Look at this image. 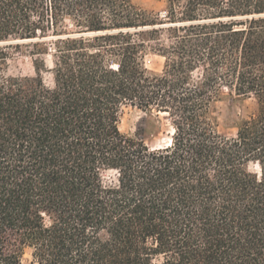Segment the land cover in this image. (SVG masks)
<instances>
[{"label": "trees", "instance_id": "obj_1", "mask_svg": "<svg viewBox=\"0 0 264 264\" xmlns=\"http://www.w3.org/2000/svg\"><path fill=\"white\" fill-rule=\"evenodd\" d=\"M166 3L0 0V264H264V0ZM223 88L257 104L232 137ZM126 107L170 144L123 134Z\"/></svg>", "mask_w": 264, "mask_h": 264}, {"label": "rangeland", "instance_id": "obj_2", "mask_svg": "<svg viewBox=\"0 0 264 264\" xmlns=\"http://www.w3.org/2000/svg\"><path fill=\"white\" fill-rule=\"evenodd\" d=\"M132 3L144 10L162 13L167 6L166 0H132ZM26 43L10 50L8 59V74L33 75L31 59L26 54ZM14 46V44H13ZM144 65L149 74H160L163 69L164 59L150 50L144 58ZM46 82L50 81L44 75ZM257 109L253 97L237 96L223 88L218 99L212 104V115L215 118L217 131L225 136L235 135L238 125L249 119ZM120 131L129 136H138L150 150H158L170 144L172 128L162 114L144 112L137 108L126 107L123 109L119 124ZM29 258L25 256V261Z\"/></svg>", "mask_w": 264, "mask_h": 264}]
</instances>
